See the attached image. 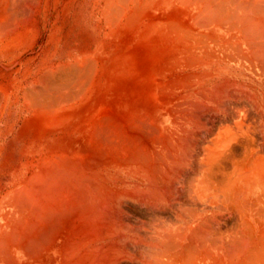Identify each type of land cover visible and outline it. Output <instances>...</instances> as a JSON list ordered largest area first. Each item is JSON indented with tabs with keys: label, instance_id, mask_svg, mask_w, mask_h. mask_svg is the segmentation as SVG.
<instances>
[{
	"label": "bare ground",
	"instance_id": "obj_1",
	"mask_svg": "<svg viewBox=\"0 0 264 264\" xmlns=\"http://www.w3.org/2000/svg\"><path fill=\"white\" fill-rule=\"evenodd\" d=\"M94 15L97 45L26 83L0 264H264V0Z\"/></svg>",
	"mask_w": 264,
	"mask_h": 264
},
{
	"label": "rangeland",
	"instance_id": "obj_2",
	"mask_svg": "<svg viewBox=\"0 0 264 264\" xmlns=\"http://www.w3.org/2000/svg\"><path fill=\"white\" fill-rule=\"evenodd\" d=\"M98 1L0 0L8 16L0 6V93L5 96L0 112V183L19 159V132L28 117L26 85L39 86L49 70L58 72L97 45Z\"/></svg>",
	"mask_w": 264,
	"mask_h": 264
}]
</instances>
